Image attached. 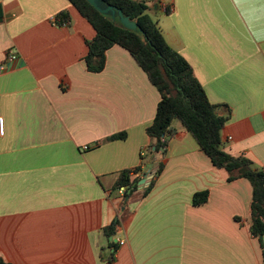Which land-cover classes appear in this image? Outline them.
<instances>
[{
    "label": "crops",
    "instance_id": "crops-1",
    "mask_svg": "<svg viewBox=\"0 0 264 264\" xmlns=\"http://www.w3.org/2000/svg\"><path fill=\"white\" fill-rule=\"evenodd\" d=\"M139 1L209 100L230 115L223 150L264 168V0ZM96 33L69 0H0V258L264 264L251 232V182L229 180L178 119L166 153L153 157V166L164 167L151 191L143 196L148 168L131 173L139 179L132 195L116 188L123 171L143 166L155 142L147 127L161 94L118 44L106 51L102 71H90L85 57ZM204 191L207 202L194 204Z\"/></svg>",
    "mask_w": 264,
    "mask_h": 264
},
{
    "label": "trees",
    "instance_id": "trees-1",
    "mask_svg": "<svg viewBox=\"0 0 264 264\" xmlns=\"http://www.w3.org/2000/svg\"><path fill=\"white\" fill-rule=\"evenodd\" d=\"M69 1L97 32L89 42V52L85 57L88 69L92 72L102 71L105 67L106 51L118 44L132 54L161 94L155 118L147 127V134L155 140L147 153L150 160L146 161L147 157L144 156L143 166L123 171L116 188L125 187V197L132 195L139 187V179H131V173L145 172V168H148L151 169L153 177L143 196L151 191L164 167L163 162L153 166V157L159 152L166 153L168 141L176 133L172 126L173 121L178 119L194 136L214 165L228 172L229 180L240 177L249 179L253 186L251 232L259 238L264 248V168L255 167L253 161L245 156H233L223 150L221 131L230 115L221 114L219 109L223 105L214 104L209 100L190 63L171 47L157 21L149 15L147 2L100 0L104 6L114 5L122 9L124 14L136 21L141 28L131 30L120 22L119 17L113 20L111 15L101 13L87 0ZM125 134L122 132L114 137L124 138ZM207 200V191L194 195L196 205ZM118 223L109 228V233L115 235ZM112 244L116 246V242L113 241ZM0 264L8 263L0 258Z\"/></svg>",
    "mask_w": 264,
    "mask_h": 264
},
{
    "label": "water",
    "instance_id": "water-1",
    "mask_svg": "<svg viewBox=\"0 0 264 264\" xmlns=\"http://www.w3.org/2000/svg\"><path fill=\"white\" fill-rule=\"evenodd\" d=\"M92 6H94L98 11L103 14H109L112 16L113 20H116L119 17L120 22L128 29L137 30L141 29L138 23L132 20L129 16H126L122 9L117 8L114 5H102L100 0H87ZM142 183H146V177L142 180ZM148 183V182H147ZM263 243H264V236H263Z\"/></svg>",
    "mask_w": 264,
    "mask_h": 264
},
{
    "label": "built area",
    "instance_id": "built-area-1",
    "mask_svg": "<svg viewBox=\"0 0 264 264\" xmlns=\"http://www.w3.org/2000/svg\"><path fill=\"white\" fill-rule=\"evenodd\" d=\"M53 19V22L55 24H58L60 26H68L69 25V21H60V20H57L56 18H52ZM17 58V54L14 50H9V54H8V59L9 60H15ZM4 69V66H0V70H3ZM4 132H5V128H4V117L0 115V135H4ZM143 155H145V152L143 151ZM153 177V174H151V178ZM120 193L124 196L125 195V191H126V188L125 187H121L120 188ZM123 241L122 240H118L117 241V244H121Z\"/></svg>",
    "mask_w": 264,
    "mask_h": 264
}]
</instances>
